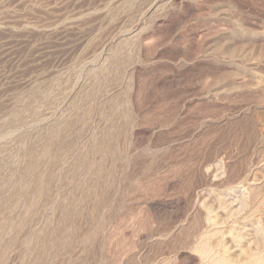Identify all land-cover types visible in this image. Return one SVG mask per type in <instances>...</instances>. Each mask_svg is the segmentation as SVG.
Returning a JSON list of instances; mask_svg holds the SVG:
<instances>
[{"label":"rangeland","instance_id":"obj_1","mask_svg":"<svg viewBox=\"0 0 264 264\" xmlns=\"http://www.w3.org/2000/svg\"><path fill=\"white\" fill-rule=\"evenodd\" d=\"M0 264H264V0H0Z\"/></svg>","mask_w":264,"mask_h":264}]
</instances>
